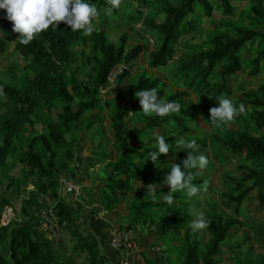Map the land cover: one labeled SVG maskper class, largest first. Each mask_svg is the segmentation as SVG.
<instances>
[{"label":"trees","instance_id":"obj_1","mask_svg":"<svg viewBox=\"0 0 264 264\" xmlns=\"http://www.w3.org/2000/svg\"><path fill=\"white\" fill-rule=\"evenodd\" d=\"M243 1L249 11L240 17L242 23L236 24L230 17L235 13L237 3ZM87 2L96 4L100 12L93 21L96 31L86 37L80 31L72 32L61 22L58 28L50 27L38 34L27 46L14 44L13 51L27 61L21 68L26 72L20 78L12 75V84L0 81L3 89L0 93V170L6 168L10 155L20 152L18 161L24 165L22 172L25 173L20 183L13 181L14 197L24 192L18 210L23 218L0 227V264H78L73 256L83 257L87 264H105L107 259L100 250L86 212L97 215L98 197L105 208L121 204L122 199L109 194L115 190L114 183L121 180L143 185L132 186L133 199L128 202L131 219L125 223L126 227L116 230L133 235L139 252L131 264L140 263L138 237L143 229L151 227L155 239L163 241L159 243L162 248L174 242V235L180 236L182 245L178 251H182L183 256L179 264H221V248L225 245L230 254H234L235 264H264V222L249 221L247 224L253 231H243L239 240L232 241L240 229V214L253 212L244 209V205L255 203L257 211L254 213L264 212V82L249 88L243 81H237L235 88L239 91V99H234L232 89L241 72L245 71L249 78L264 73V33L246 25L250 21L264 25V0H122V7L115 9L110 16L105 12L109 6L107 0ZM215 12L220 14V19L209 35L208 47L193 46L202 26L213 22L211 17ZM117 16L120 23L125 21V25L130 21L141 23L139 31L146 45L149 42L146 35L153 43L146 60L147 69L159 74L164 82L169 83V88L174 84L176 91L164 93L160 79L147 72L137 76L134 84L123 90L129 76L128 67L131 68L144 53V44L130 46L128 42L132 38L128 33L118 36L117 43L111 40L109 31L119 25ZM129 29L139 35L134 26ZM0 32L2 54L8 49L9 41L18 39L3 10H0ZM248 52L252 57H246ZM119 65L127 68L110 88L119 106L110 125L123 157L108 162L100 153L96 161L89 163V168L97 164L103 166L106 176L102 179L104 190L101 195L94 193L95 189H82V182L72 173L79 194L74 197V192H67L65 188L64 194L68 195L61 196L58 189L60 177L71 170L79 175L72 139L74 133L86 120V115L98 108L102 101L99 88L109 85L108 75ZM151 88L157 89L160 99L178 101L181 105L180 112L163 118L167 129L161 135L165 142L195 139L198 145L195 154L207 156L208 153L209 160L222 169L220 210L205 202L208 210L203 214L210 223L203 230L193 232L191 228L200 209L198 202L204 191L202 188L192 197L183 191L174 193L172 205L163 200L170 191L163 181L171 164L183 168L182 162L189 150L174 144L166 156L158 157L155 164L148 160V154L158 150L154 146V136L161 128V118L145 116L135 92ZM222 94L232 99L237 107L243 103L246 111L237 115L229 123L230 127L222 126L216 130L210 123L209 109L219 106L216 98ZM198 123L208 128L203 137L199 136L203 130L199 134L193 133ZM168 124L172 127L169 128ZM127 125H130L128 131ZM36 127H40V131H35ZM99 150V147L94 149ZM232 159L237 160V171L230 175L227 168ZM160 163L166 165L160 168ZM32 178V189H28L26 182ZM204 181H207L209 190L207 173H201L193 184L199 187ZM149 184L157 185V200L147 193ZM102 195H107L106 202ZM69 196L71 201L66 200ZM41 197L52 203L51 215L44 211ZM140 199L145 202L138 203ZM11 205L5 197L0 200V217L3 209ZM51 216L60 231L58 235L49 229ZM65 234L69 240L62 239ZM5 243L8 257L1 252ZM174 250L176 253L177 248ZM115 252L120 257L118 264H123L124 251ZM151 253L168 255L166 250L156 247Z\"/></svg>","mask_w":264,"mask_h":264},{"label":"rangeland","instance_id":"obj_2","mask_svg":"<svg viewBox=\"0 0 264 264\" xmlns=\"http://www.w3.org/2000/svg\"><path fill=\"white\" fill-rule=\"evenodd\" d=\"M126 6V5H125ZM237 8H235V13L230 17V19L236 23H242V20H240V17L243 18V14H247L249 11V8H247L246 1L237 3ZM122 7V5H121ZM124 7V6H123ZM127 7V6H126ZM131 8V7H130ZM125 9V8H124ZM128 9V8H126ZM122 12V10H121ZM114 17V15H113ZM116 22L119 23V25L116 28H113L112 30L109 31V35L111 36V40L114 41V43H117V37L123 35L124 33H128L129 36L132 38L128 44L130 46H133V44L140 43L144 44V53L139 57V59L132 65V67H128L129 71V76L127 77V80L123 84V90H127L129 86L134 84V80L136 79L137 76H140L143 72H147V74L152 73L156 77H158L159 83H160V88L164 91V93L168 94L169 92L173 93L176 91L175 85H170L171 88H169V83L164 82L161 78L160 75L155 73L152 70L147 69V56L148 53L153 49V43L149 39L150 36L146 35L147 39L149 42L146 45V40L142 36V32L139 31L141 23H132L131 21L128 22L127 25H125V21H122L121 23L119 22V17H116ZM220 19V14L219 13H213L211 20L213 22H208L207 24L202 26V32L195 37L193 40L192 44L193 46H198L203 49L208 47V41H209V35L213 32L214 26ZM114 22L111 20V24ZM246 23V22H245ZM246 25H249L253 29H257L260 32L264 33V25L263 24H256L254 21L247 22ZM134 26L135 30L139 33L136 36V32H132L129 27ZM248 47V45L246 46ZM14 49V44L9 41V47L8 49L0 54V81L8 84H12L13 79L12 75L16 77H22L26 70H22L21 68L24 66L25 61L24 59L21 58L16 52L13 51ZM252 51V49H251ZM254 51V50H253ZM250 54V55H249ZM246 57H252V54L250 52L246 53ZM86 71V69H85ZM232 85H233V97L234 99H239V91L235 88V84L237 81H243L247 87L249 88H255L260 82H264V73H262L260 76L257 78H249L245 71L241 72L240 75H238ZM80 79H82L81 76H79ZM239 79V80H238ZM232 82V80H229V84ZM164 83V84H163ZM114 85L112 84L110 87H101L99 88L100 94H101V99L99 106L95 110H91L87 115H86V120L78 127L77 131L74 133L75 136L72 138L74 139L75 142V150H76V160L77 163L79 164V176L78 178H81V180L84 182L86 180L85 172L86 168L89 165L90 162H94L99 158L100 153L104 154L107 158L108 162H115L121 157H123V154L121 151L118 150V144L115 141L113 134H112V128H111V118L114 116V113L116 110H118V102L115 100V96L110 90ZM109 94L107 96L106 94ZM193 98V95H192ZM163 99V98H162ZM195 104L193 100V105ZM161 123V128L155 131V134L158 132L160 135L162 132H164L167 127L165 126L163 122V118L159 121ZM167 124V123H166ZM169 128L172 127V125L168 124L167 125ZM197 130H195L193 133L195 134L196 132L199 134L202 130L204 132H201L199 135L200 137H203V135L208 132V128L203 125L198 123L197 124ZM225 127H230L229 124L225 125ZM130 129V125L126 126V131ZM218 130V128H216ZM35 131H40V127H36ZM171 129H169L170 133ZM198 136V135H197ZM155 139V136H154ZM169 145H174L175 142L173 140H170L167 142ZM96 147H99V151H94ZM20 155V152H17L16 155L9 156L6 161V168L3 170H0V200L2 198H6L10 201L12 204L11 206L5 207L2 213L1 218V225H2V217L3 214H7V211L9 212V215L11 218L15 219V221H19L20 219L23 218V215L20 213L19 210V205L21 198L24 197V192L21 191L17 196L14 197V188L15 185L13 183L17 182L20 183L22 179H24V165L20 164L18 161V157ZM208 160H209V154L207 153ZM231 161V160H230ZM236 163L237 160L232 159V161L229 163L227 172L230 175H233L236 173L237 168H236ZM166 163H160L158 167L162 168L165 166ZM94 171L91 172L92 176L96 178V180L93 182V188L95 189V192H98V187H101V179L104 177L105 172L103 170V166L101 164H97L94 166ZM225 169V168H224ZM152 170V169H151ZM201 173H207L210 177V186L209 190L202 191L200 194V202H198V206L200 207L198 213H205V211L208 210V206L205 204V202L210 203L211 205L216 206L219 208V202H221V197H220V191H219V184H220V175L222 173V169L217 166L215 163L211 162L209 160V164L206 167V169L199 170ZM65 177H60L59 180V193L61 196L63 195H68L64 194L65 193V186L62 184V182L65 180ZM93 179V178H92ZM34 180L33 178L30 180H27V188L32 189V183L31 181ZM11 183V187L9 184ZM117 187V197L118 199H122V204L116 208L111 209L110 212L111 218L113 219V222H118L119 225L126 227L124 224V218L128 210L129 203L125 201H130L132 199V184L129 181H120L115 183ZM138 185L137 183L134 184ZM68 187L70 186V183L67 185ZM66 186V188H67ZM168 189H170L168 187ZM13 196V197H12ZM65 196V197H66ZM71 200V197L69 196L68 198ZM156 198L155 200H157ZM41 205L46 211V213H51V207L52 203L46 198V197H41L40 199ZM140 200H138V203ZM196 203V202H195ZM98 207V206H97ZM257 205L255 203H249L247 206L244 205V209L248 208L249 210H252L253 212H245L240 214L238 217V220L241 222L239 226V230L237 231V234L233 237L234 239L232 241L239 240L243 236V231H249L251 233L252 228L249 226L247 223L249 221L255 222V223H262L264 222V212L258 211L257 213H254V211H257L256 209ZM8 208V209H7ZM99 208L103 209L101 206V202L99 203ZM6 210V211H5ZM5 211V212H4ZM115 214V215H114ZM253 218H252V217ZM19 219V220H18ZM127 221V220H126ZM52 229L51 231L53 232L54 235L60 234V231L55 225L51 226ZM50 229V228H49ZM150 232H153V228L150 229ZM114 233V232H113ZM113 233L111 235H113ZM153 236V235H152ZM63 240H69V236L67 234L61 236ZM253 239V238H252ZM251 239V240H252ZM166 240V239H165ZM169 241V240H168ZM173 241L171 244H167L166 248H163L166 250V253L168 254L169 257L172 255H175V250L174 248H177L176 251L179 250V247L181 246V238L179 235H174L173 236ZM163 241L159 240H153L150 242L151 247H156V248H162L163 245H160L159 243H162ZM177 243V245H176ZM148 245V246H149ZM180 245V246H179ZM230 245V244H228ZM179 246V247H178ZM66 252H68V248L65 249ZM2 254L4 257H8L9 255V250H8V245L5 243L3 248L1 249ZM259 252V251H258ZM173 257V256H172ZM73 259L75 262L78 264H87L84 260L83 257H78V256H73ZM182 259L179 258L178 262H180ZM220 259H221V264H235V259H234V254H230V250L228 249V246H223L221 248V254H220ZM177 260L171 261L168 264H175Z\"/></svg>","mask_w":264,"mask_h":264},{"label":"clouds","instance_id":"obj_3","mask_svg":"<svg viewBox=\"0 0 264 264\" xmlns=\"http://www.w3.org/2000/svg\"><path fill=\"white\" fill-rule=\"evenodd\" d=\"M121 3L122 0H107L109 6L105 9L106 14L110 16L121 6ZM0 10L6 12V19L12 24V32L18 34V39L12 43L24 46L29 45L38 34L49 30L50 27L58 28L61 22L70 27L72 32L80 31L82 35L90 36L96 31L93 21L100 15L97 5L87 0H0ZM2 92L3 89L0 88V93ZM135 96L145 116L155 115L164 118L180 112L181 109L178 101L169 102L160 99L156 88L136 91ZM216 99L219 101V106L209 109L210 123L213 127L220 128L228 125L237 115L244 114L246 111L243 103L237 107L232 99L223 94ZM134 114L128 113V115ZM154 146L158 150L150 152L148 160L155 164L158 157L166 156L172 146L167 144L165 137L158 132L155 134ZM175 146L189 151L187 158L182 162L183 168L178 164H171L170 171L163 181L170 188V191L163 196L164 202L168 205L173 204V194L176 192L183 191L187 196L192 197L201 191V188L204 191L207 190V181L199 187L193 184V180L201 175L200 171H184L185 169L203 170L209 164L207 156L195 154L198 149L196 140L186 141L181 138L175 140ZM137 183L143 187L139 182ZM146 191L153 199H156L157 185L149 184ZM196 215L197 219L191 224L193 232L205 229L210 223L203 213H196Z\"/></svg>","mask_w":264,"mask_h":264},{"label":"crops","instance_id":"obj_4","mask_svg":"<svg viewBox=\"0 0 264 264\" xmlns=\"http://www.w3.org/2000/svg\"><path fill=\"white\" fill-rule=\"evenodd\" d=\"M0 37H2V33L1 32H0ZM88 168L89 167L87 166V168H86L87 172H85L86 180L84 182L81 180V178H78V180L80 182H82V184H80V186H82V189H86L88 187V188H91L92 191H94L93 190L94 189L93 188V182L94 181L92 180V174H91V172L94 171V169H93L94 166H92V168H89V169ZM72 173L75 174L76 177L79 176L76 172L71 170V171H69V172H67L65 174V176H64L66 178L65 180H68V181H71V182H75L76 180H73ZM105 176L106 175H104V177L102 179H104ZM102 179H101V187H98V192H97V194H100V195H101V192H103V190H104V185H103ZM126 181H128V180H126ZM89 182H91V184H89ZM87 183H88V185H87ZM114 186H115V190L110 192V193L108 192V193L111 194V195L117 196L116 195L117 194V187H116L115 183H114ZM135 187H137V185H135V186L133 185V188H135ZM82 192H83V190H82ZM94 193H96V192L94 191ZM65 196L66 195H64V197ZM106 196L107 195L103 196V201L104 202H106V198H107ZM131 196H132V199H133V192H132ZM66 200L71 201L69 199H66ZM142 201L145 202V199H142V200L140 199V202H142ZM97 202H98V204H97ZM100 202H101L100 197L96 198V204L98 205V207L96 209L99 210V211L96 210L97 211V215H95V212L93 214H92V212H89V213L86 212L89 215V217H90L89 224H90V227H91L92 231L94 232V234L96 235V237H97V239H98V241L100 243V250H101L102 254L107 259V262H105V264H118L120 262V260H119L120 257L115 251H112L109 248L108 243H109V239L111 237V234L113 232H115L118 228H121L122 226L119 225L118 222H115V223L113 222V219L111 218L112 214L110 212H108V211H110L111 209L116 208V207L119 208V206L124 201H121V204H117L114 207H110V209L109 208H105V206L102 203H101V206H102L103 209H100L99 208V203ZM125 202H129V201H125ZM92 207H90V208L86 207V208L91 209ZM130 219L131 218L129 216V209H128L127 213L125 215V218H124V224L126 222H128ZM151 228L143 229L144 231L138 237L139 248H140V263L139 264H168L171 261L177 260L178 257L181 258L183 256L182 255V251H177L176 252L177 254L175 253V255H172L173 257L172 256L169 257L168 255H165V254H162V253L160 255L159 254L158 255H154L153 253H151V249H153V247L150 248L149 244H150L151 241L155 240L154 232H150ZM176 245H177V243H176ZM159 250H163V248H159ZM161 256H163V259L160 258ZM118 257H119V259H118ZM176 257H177V259H176ZM176 263L179 264L180 262H178V260H177Z\"/></svg>","mask_w":264,"mask_h":264},{"label":"built area","instance_id":"obj_5","mask_svg":"<svg viewBox=\"0 0 264 264\" xmlns=\"http://www.w3.org/2000/svg\"><path fill=\"white\" fill-rule=\"evenodd\" d=\"M124 70H125V67L123 65H119L117 67H114L110 71V73L108 75L109 85L107 87H110L114 83L116 77L119 74H121ZM69 183H70V186L68 187L67 185ZM62 184L65 186V188L67 186V188H66V191L67 192H74V197L78 196V194H79V192H78L79 187L77 185H75L73 182L68 181V180H64L62 182ZM8 211H7V214L6 213L3 214V217H2V225H1V218H0V227H6L12 221L15 220V219H13V218L10 217ZM48 215H51V213H49ZM1 216H2V213H1ZM49 221H50V230L52 229V227H51L52 225H55V227H57V223L55 222L53 216L50 217ZM109 247L112 250H115V251H119V250H123L124 251V260L122 259V263L123 264H131V261H133L136 258H138L139 249H138L136 243L133 240V235L130 232L115 231L113 233V235L111 236V239L109 241ZM127 256H130V258L128 259Z\"/></svg>","mask_w":264,"mask_h":264}]
</instances>
